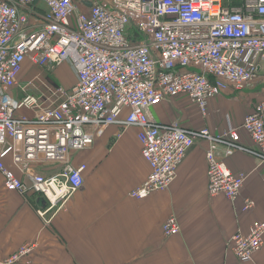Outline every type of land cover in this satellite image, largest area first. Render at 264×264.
<instances>
[{"label": "built area", "instance_id": "1", "mask_svg": "<svg viewBox=\"0 0 264 264\" xmlns=\"http://www.w3.org/2000/svg\"><path fill=\"white\" fill-rule=\"evenodd\" d=\"M56 71L69 63L77 83L69 88L43 81L34 92L19 86L25 62ZM264 82V0H0V174L4 188L38 194L62 208L82 187L85 164L73 153L92 146L106 127H137L150 166L132 190L137 199L168 190L197 140L206 151L208 192L231 201L242 196L245 173H234L225 158L242 150L264 164V100L241 125L223 134L189 129L178 120L159 123L152 107L185 98L201 115L209 100L228 90L241 92ZM32 86V85H31ZM21 89L24 96H15ZM128 111L125 118L121 116ZM31 111L32 114H26ZM241 131L254 143H241ZM10 158L18 176L6 164ZM49 165L60 171L45 173ZM264 180V175H263ZM242 212L256 204L244 198ZM44 215L45 211H39ZM180 231L171 216L166 236ZM264 244V221L237 230L230 251L241 262ZM33 244L20 247L0 264H30Z\"/></svg>", "mask_w": 264, "mask_h": 264}, {"label": "crops", "instance_id": "2", "mask_svg": "<svg viewBox=\"0 0 264 264\" xmlns=\"http://www.w3.org/2000/svg\"><path fill=\"white\" fill-rule=\"evenodd\" d=\"M79 1L85 8L96 0ZM28 63L19 76V86ZM73 71L72 82L64 85L66 88L77 83ZM38 77V72H31L23 87L35 93L34 87L43 82L38 83ZM255 85L241 92L228 90L209 100L206 117L185 98L164 100L152 107L151 113L159 123L178 120L189 129L207 127L213 134H223L230 125H241L254 105L264 100V87ZM13 93L18 97L25 94L19 88ZM138 132L137 127L112 124L92 146L73 153L75 165H86L84 182L62 208L50 209L49 202L38 194L6 190L0 174L1 256L5 258L23 245L33 244L30 264H264V244L249 262L239 261L229 246L237 230L247 232L253 221H264L261 160L242 150L225 158L234 173L246 174L242 196L236 201L223 195L211 197L206 160L209 143L197 140L168 190L137 199L131 192L151 170L143 157ZM241 143L254 148L244 131ZM6 164L20 175L10 158ZM47 167V175L60 171L59 165ZM244 198L255 202L251 212H242ZM171 216L177 217L180 231L166 236L163 225Z\"/></svg>", "mask_w": 264, "mask_h": 264}, {"label": "rangeland", "instance_id": "3", "mask_svg": "<svg viewBox=\"0 0 264 264\" xmlns=\"http://www.w3.org/2000/svg\"><path fill=\"white\" fill-rule=\"evenodd\" d=\"M70 66V65H69ZM66 66V63L63 65H60L56 71H53L49 68H41L33 65L32 63H28V66L26 67V70L24 71L22 78H21V87H23L25 83V77L30 74L31 72L35 71L38 72V83L42 81H46L47 83H50L53 86H59V84L62 85H70L72 82V76H74L73 66ZM70 69H69V68ZM74 83V80H73ZM257 85V86H256ZM256 88L259 89L264 87V82H257ZM254 86L250 87L253 88ZM29 91V89H26Z\"/></svg>", "mask_w": 264, "mask_h": 264}, {"label": "water", "instance_id": "4", "mask_svg": "<svg viewBox=\"0 0 264 264\" xmlns=\"http://www.w3.org/2000/svg\"><path fill=\"white\" fill-rule=\"evenodd\" d=\"M38 1H39V0H36V2H38ZM91 5H92V4H91ZM91 5H90V6H91Z\"/></svg>", "mask_w": 264, "mask_h": 264}]
</instances>
